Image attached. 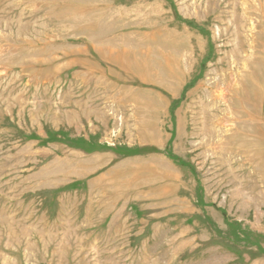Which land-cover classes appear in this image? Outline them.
Masks as SVG:
<instances>
[{"label":"rangeland","instance_id":"obj_1","mask_svg":"<svg viewBox=\"0 0 264 264\" xmlns=\"http://www.w3.org/2000/svg\"><path fill=\"white\" fill-rule=\"evenodd\" d=\"M0 264H264V0H0Z\"/></svg>","mask_w":264,"mask_h":264},{"label":"trees","instance_id":"obj_2","mask_svg":"<svg viewBox=\"0 0 264 264\" xmlns=\"http://www.w3.org/2000/svg\"><path fill=\"white\" fill-rule=\"evenodd\" d=\"M53 141H58V140L54 139ZM80 147H81L82 149L86 150V151L90 150L89 146H88L86 143L81 144Z\"/></svg>","mask_w":264,"mask_h":264},{"label":"bare ground","instance_id":"obj_3","mask_svg":"<svg viewBox=\"0 0 264 264\" xmlns=\"http://www.w3.org/2000/svg\"><path fill=\"white\" fill-rule=\"evenodd\" d=\"M260 132V131H259Z\"/></svg>","mask_w":264,"mask_h":264}]
</instances>
